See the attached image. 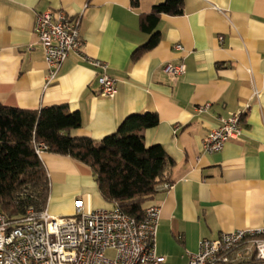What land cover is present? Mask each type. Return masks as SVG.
Masks as SVG:
<instances>
[{
    "label": "crops",
    "instance_id": "1",
    "mask_svg": "<svg viewBox=\"0 0 264 264\" xmlns=\"http://www.w3.org/2000/svg\"><path fill=\"white\" fill-rule=\"evenodd\" d=\"M161 1L133 7L130 0H0V101L25 109L67 104L82 118L71 133L94 140L115 133L128 115L156 112L146 145L161 144L174 161L173 187L151 200L160 206L156 249L167 264H186L203 239L264 226V0H184L181 14L162 15L158 44L134 59L150 37L140 15ZM46 10L82 20L79 52H69L50 83L35 32L37 14ZM92 59L108 64L114 98L100 94ZM180 62L186 73L173 84L163 69ZM234 113H243L241 138L205 152L209 132ZM41 159L50 214L74 215L78 199L86 211L114 207L85 163L48 151Z\"/></svg>",
    "mask_w": 264,
    "mask_h": 264
},
{
    "label": "built area",
    "instance_id": "2",
    "mask_svg": "<svg viewBox=\"0 0 264 264\" xmlns=\"http://www.w3.org/2000/svg\"><path fill=\"white\" fill-rule=\"evenodd\" d=\"M81 23V15L70 16L64 10H46L37 14L35 32L47 65L46 83L55 80L69 52L79 50ZM175 49L182 50L183 47L176 44ZM91 63L99 70L100 94L114 98L117 83L108 73V64L100 59H92ZM163 70L169 81L176 84L186 73V65L183 62L167 63ZM208 107L209 104H205L198 110L206 111ZM242 114L223 117L221 124L205 138L204 151L217 152L228 140L240 139ZM46 148L42 143L36 144L40 158ZM172 187V183L164 181L156 189L169 190ZM75 206V214L69 217L54 216L47 208L41 212L30 208L15 220L0 209V264H167L156 249L159 205H149L141 221L123 214L116 207L86 211L82 199L76 200ZM108 251H113L114 256H108ZM257 262L264 263V226L203 239L197 252L188 253L186 264Z\"/></svg>",
    "mask_w": 264,
    "mask_h": 264
},
{
    "label": "trees",
    "instance_id": "3",
    "mask_svg": "<svg viewBox=\"0 0 264 264\" xmlns=\"http://www.w3.org/2000/svg\"><path fill=\"white\" fill-rule=\"evenodd\" d=\"M130 1L138 7L141 0ZM183 6L184 0H162L140 15V27L150 37L133 52L134 59L160 41L157 26L162 15L181 14ZM158 123L156 112L131 114L115 133L94 140L71 133L81 127L82 118L67 104L25 109L0 101V209L15 220L30 208L36 212L47 208L50 179L36 152V144L42 143L48 152L88 165L103 198L141 221L156 187L169 180L174 164L161 144L146 145L145 131Z\"/></svg>",
    "mask_w": 264,
    "mask_h": 264
},
{
    "label": "rangeland",
    "instance_id": "4",
    "mask_svg": "<svg viewBox=\"0 0 264 264\" xmlns=\"http://www.w3.org/2000/svg\"><path fill=\"white\" fill-rule=\"evenodd\" d=\"M107 255H108V256H114V252H113V251H108V252H107Z\"/></svg>",
    "mask_w": 264,
    "mask_h": 264
}]
</instances>
